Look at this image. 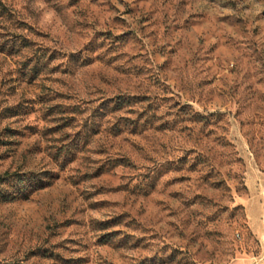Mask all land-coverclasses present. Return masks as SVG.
I'll list each match as a JSON object with an SVG mask.
<instances>
[{
	"label": "rangeland",
	"instance_id": "1",
	"mask_svg": "<svg viewBox=\"0 0 264 264\" xmlns=\"http://www.w3.org/2000/svg\"><path fill=\"white\" fill-rule=\"evenodd\" d=\"M0 264H264V0H0Z\"/></svg>",
	"mask_w": 264,
	"mask_h": 264
},
{
	"label": "trees",
	"instance_id": "2",
	"mask_svg": "<svg viewBox=\"0 0 264 264\" xmlns=\"http://www.w3.org/2000/svg\"><path fill=\"white\" fill-rule=\"evenodd\" d=\"M23 193H24V191L19 190L18 195H21V194H23ZM10 200H13V198H5V199H4L5 202H8V201H10Z\"/></svg>",
	"mask_w": 264,
	"mask_h": 264
}]
</instances>
